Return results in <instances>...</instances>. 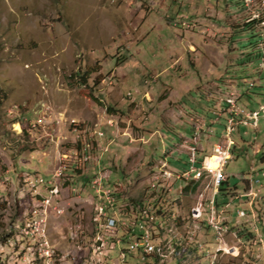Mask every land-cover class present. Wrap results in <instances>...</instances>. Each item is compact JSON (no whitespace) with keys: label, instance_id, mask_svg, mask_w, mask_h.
<instances>
[{"label":"rangeland","instance_id":"rangeland-1","mask_svg":"<svg viewBox=\"0 0 264 264\" xmlns=\"http://www.w3.org/2000/svg\"><path fill=\"white\" fill-rule=\"evenodd\" d=\"M0 92L1 264L34 255L14 231L49 192L29 180L50 179L82 143L92 153L86 171L59 179L46 211L56 254L67 251L73 264L141 263L136 253L118 259L104 229L96 234L102 200L87 181L99 172L121 213L153 204L135 210L137 224L162 213L145 264H264V116L232 133L227 187L218 189L234 197L257 177L254 216L231 214L230 202L217 239L207 220L212 174L181 175L193 150L201 166L225 145L227 99L245 110L264 104V0H0ZM161 161L171 177L160 175Z\"/></svg>","mask_w":264,"mask_h":264},{"label":"built area","instance_id":"built-area-1","mask_svg":"<svg viewBox=\"0 0 264 264\" xmlns=\"http://www.w3.org/2000/svg\"><path fill=\"white\" fill-rule=\"evenodd\" d=\"M252 86L253 83H250ZM234 98L227 99L226 103L230 106V114L226 118V126H225V145L214 144L213 153L210 156L214 155L217 159L218 167L215 169H211L206 164V158L209 156H204L202 160L201 166L197 165L194 159L195 152L192 151V156L189 157V165L187 169L182 172V176L184 178H189L190 174L193 173V170L197 168H205V171L209 174H212L213 186L215 191L211 198L207 200V208H208V225L215 233L216 238H220L223 235V227L219 226V216H223V209H227L229 206V202H222V213L221 215H214V205H216L215 195L219 192L221 183H223V179H226V175L222 171V167L225 164L226 160L230 158V151L232 146L234 145V141L232 138V133L235 132L237 127L239 126H252L256 128L258 125L259 118L264 116V104H260L258 108L253 109H243L235 106ZM109 124H112L111 122ZM94 134H98L99 136H103L102 131L94 130ZM72 159L60 163L58 169L51 173V178L45 180L39 175L34 176L32 180H29V183H37L38 185H44L46 190L49 192L48 196L41 195L38 193V197H40L39 202L37 201V215H45L46 217V230L47 229V213L46 211L54 202L53 196L57 193V185L56 182L63 177H68L66 170L73 168L75 171L85 172L86 165L90 162L92 158V153L87 145L81 144V147H76L75 151H73ZM67 157V156H66ZM65 158V157H64ZM167 162L161 161V174L162 177L169 178L173 175V173L168 170ZM85 170V171H84ZM262 177H264V171L260 173ZM179 178V177H178ZM259 179L253 178L250 180V183L255 184L258 183ZM88 190L91 194H96L99 198H102V206L106 209L107 220H114V230H111V234H108V244L110 245L111 252L116 250V254L118 259L125 260L130 255L136 253L139 257L140 264H145L148 260L147 249L150 247V240L153 236V232L157 229L155 223L148 220L147 227H139L138 232V243H131V235L130 228L131 225H138L135 220V210H131L127 212L126 215L121 213V209L119 206H115L113 200V188L106 187L105 184V175L101 173H95L90 177L87 181ZM218 191V192H217ZM217 192V193H216ZM259 190L253 189V186L250 185V188L235 195L237 197H245L246 204L248 205V209L245 208H236L235 213L238 217H243L244 213H252L253 212V203L256 198H260L258 195ZM148 213L147 212V217ZM156 213V212H155ZM31 223H37L36 219H29ZM32 234H35V230H31ZM76 233V232H75ZM77 237V236H76ZM10 245L4 244V247H9ZM50 247H54L50 242V246L46 249L49 260L52 264H73V260L75 256L69 257V253L59 251L57 249V254H50ZM99 259V258H97ZM99 259V264H100ZM12 264H22L21 252H18L15 256V261H12Z\"/></svg>","mask_w":264,"mask_h":264},{"label":"bare ground","instance_id":"bare-ground-1","mask_svg":"<svg viewBox=\"0 0 264 264\" xmlns=\"http://www.w3.org/2000/svg\"><path fill=\"white\" fill-rule=\"evenodd\" d=\"M230 157H231V154H230ZM206 164L211 169H215L218 167L217 159L214 155H212V156L209 155L206 158ZM199 169L205 170V168H197V169L193 170V173L189 177L190 178H199L196 176V174H199ZM223 181H226V179H223ZM100 199L102 200V198H100ZM115 199L116 198H113L114 203L116 202ZM101 206H102V203L98 207L97 220H98L99 225L96 228V234L97 233L99 234V232L97 230L104 229L105 232L103 234L104 238H103L102 242H106L108 240V234H111V230H114V220H107L106 209H105V207H101ZM245 215H246V213H244V216ZM36 218H37V223H31V220H29V219H36ZM100 222H103V224H101ZM219 226L223 227V230L225 229V231H227V227L222 226L220 224H219ZM137 227L139 228V227H147V226L145 223H143V221H141L140 223H138ZM137 227L134 229H137ZM15 228H16V230L14 229L15 230L14 231L15 236L23 237L24 241L25 240L28 241L29 244L31 243L33 246V247H31V250L33 249L32 254H34L32 259L29 260L28 263L26 261H24V262H26L27 264H52L49 260V257H48L47 251H46V249H48L50 246L47 231H45L46 230V218L43 215H37V209L34 210L31 213V215L29 217H27V219L22 221L21 224L19 226H16ZM31 230H35V234H32ZM13 241L17 242L15 239H11L9 244L14 243ZM151 241H152V237L150 240V247L147 249V256L148 257L152 253V249H153V247L151 245ZM259 241H261V239ZM132 243H138V236L137 237L132 236ZM96 249L98 252V247ZM50 254H56V252L54 251V249L52 247H50ZM1 262L3 263V254L0 251V264H1Z\"/></svg>","mask_w":264,"mask_h":264},{"label":"trees","instance_id":"trees-1","mask_svg":"<svg viewBox=\"0 0 264 264\" xmlns=\"http://www.w3.org/2000/svg\"><path fill=\"white\" fill-rule=\"evenodd\" d=\"M80 77V84H88V75H87V73H83L82 74V76L80 75L79 76ZM1 93V92H0ZM0 101H1V98H0ZM224 126H226L225 124H224ZM78 147L80 148L81 147V144H78ZM210 155V154H209ZM198 161L196 162V164L198 165ZM199 166V165H198ZM66 172L68 173V172H71L72 174H75L77 171H75L73 168H71V169H68V170H66ZM195 185H193V189L195 188L194 187ZM223 186H226L227 187V181H223V183H221V185H220V188H221V190H223L222 189V187ZM189 187L188 186H184V190L186 191L187 189H188ZM219 188V189H220ZM234 189H236V186H232L231 187V190H234ZM225 195L227 196V193H225ZM160 195L158 194V197H157V199L159 200V202L160 203H163V201H161L160 200ZM157 203V202H156ZM217 203H219L218 202V200L216 199V205H217ZM118 204V203H117ZM146 204H148V205H145L144 204V202H139L138 204H137V206L136 207H133L137 212H139V210H149L150 209V207L152 206L153 207V204L152 203H146ZM152 204V205H151ZM146 206V207H145ZM148 206V207H147ZM159 209V208H158ZM157 209V210H158ZM158 212H160V211H156V213L155 214H152L153 216H154V218H155V221H154V223H155V225L157 226V228L158 229H161V227H162V225H163V221L162 220H164V217L162 216V213L160 214V213H158ZM147 213V212H146ZM151 215V216H152ZM150 216V215H149ZM141 220H144L143 218H141ZM146 220V219H145ZM150 257H152L153 258V256H149L148 257V259L150 258ZM147 264V263H146Z\"/></svg>","mask_w":264,"mask_h":264},{"label":"crops","instance_id":"crops-1","mask_svg":"<svg viewBox=\"0 0 264 264\" xmlns=\"http://www.w3.org/2000/svg\"><path fill=\"white\" fill-rule=\"evenodd\" d=\"M245 133V132H244ZM258 150V149H257ZM256 150V151H257ZM233 156V155H232ZM178 160V159H177ZM167 162V167H168V161H166ZM183 166H185V165H183ZM183 166H181V167H183ZM246 182H248V186L249 187H247V189H249L250 188V185L251 186H253V189H255V187H254V184L252 185V183H250V181L249 180H245V185H244V189L246 188V186H247V183ZM244 189H243V191H244ZM246 189V190H247ZM238 191H240V190H236V192H238ZM242 191V190H241ZM242 191V192H243ZM260 192H261V189H260ZM226 193V192H225ZM225 193H217L216 194V198L217 197H220V199H221V201L220 202H223V203H225V202H229V204H230V202H231V204L233 205V208L232 209H230V211H231V214H236L235 213V210H236V208H243V207H241V205L242 204H246L245 202H246V199H245V197H237V196H234V197H230V196H226L225 195ZM219 194H221V195H219ZM233 199V200H232ZM232 200V201H231ZM245 201V202H244ZM219 202V203H220ZM248 204V203H247ZM263 205H264V203H263ZM248 206V205H247ZM246 209V208H245ZM263 211H264V209H263ZM252 216V215H251Z\"/></svg>","mask_w":264,"mask_h":264}]
</instances>
